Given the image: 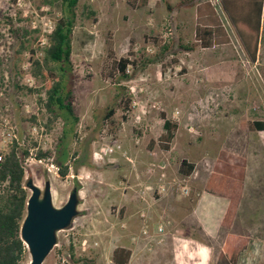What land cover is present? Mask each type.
Instances as JSON below:
<instances>
[{"label": "rangeland", "instance_id": "obj_1", "mask_svg": "<svg viewBox=\"0 0 264 264\" xmlns=\"http://www.w3.org/2000/svg\"><path fill=\"white\" fill-rule=\"evenodd\" d=\"M50 1L0 0V156L14 142L28 150L26 182L44 191L49 181L56 208L79 191L78 216L43 264H115L118 249L131 252L129 264H220L229 235L250 240L238 264H264V135L242 129L264 120V21L252 63L220 0H150L140 9L80 0L69 76L80 120L48 129L33 62L43 59L61 15ZM208 2L226 33L210 49L196 39L206 24L198 9ZM110 46L118 59H138L130 80L106 77ZM123 97L132 99L127 112ZM162 114L179 126L169 152L160 148ZM222 151L247 160L230 229L222 226L229 201L206 192ZM39 152L50 155L39 160ZM183 160L195 165L190 177L179 172Z\"/></svg>", "mask_w": 264, "mask_h": 264}, {"label": "trees", "instance_id": "obj_2", "mask_svg": "<svg viewBox=\"0 0 264 264\" xmlns=\"http://www.w3.org/2000/svg\"><path fill=\"white\" fill-rule=\"evenodd\" d=\"M132 8H145L150 0H126ZM221 6L236 29L248 59L252 63L258 60L260 42L262 41V27L264 21V0H220ZM51 5L58 4L61 15L57 19L54 29L48 37V45L42 60L33 62L34 76L44 83L45 98L40 103L48 114L50 129L55 123L64 120L68 125L79 123L75 111L76 97L69 86V76L72 68L73 34L78 20L80 0H51ZM199 19L205 25H198L196 39L204 48H213L218 40L226 38L215 8L206 3L198 9ZM158 45V43L156 42ZM159 46V45H158ZM21 52L27 50L26 42L20 43ZM188 48V47H186ZM170 44L165 43L161 52L169 51ZM35 55L34 51H31ZM135 57L134 55H130ZM111 59L109 71L106 75L113 83L115 81H128L131 78L129 68H137L138 59L131 57L118 59L113 48H109ZM0 67L2 63L0 61ZM115 80V81H114ZM30 92H34L30 90ZM132 103L131 97L122 98V108L129 111ZM115 115L111 109L108 118ZM164 133L161 136L160 148L169 152L179 128L178 124L166 118ZM123 120H127L124 115ZM242 129L264 135V120L253 121L242 125ZM50 153L39 152V160L49 157ZM30 156L26 149H20L14 142L10 150L0 156V264H24L29 252L22 239L21 229L26 217L27 203L30 196L26 182L25 159ZM247 160L237 154L222 151L206 186V192L212 196L227 199L228 209L222 226L230 229L237 216L243 198L246 180ZM195 165L183 160L180 165V174L190 177ZM61 177L69 174V167L62 165L59 169ZM250 246V240L244 237L229 235L225 241L220 264H238L242 254ZM72 260L78 263L73 249ZM131 252L118 249L114 252L115 264H129Z\"/></svg>", "mask_w": 264, "mask_h": 264}, {"label": "water", "instance_id": "obj_3", "mask_svg": "<svg viewBox=\"0 0 264 264\" xmlns=\"http://www.w3.org/2000/svg\"><path fill=\"white\" fill-rule=\"evenodd\" d=\"M27 188L31 194L21 235L31 255L29 264H43L57 245V234L68 229L78 216L79 191L75 189L67 204L56 208L49 181L46 182L44 191L32 180L27 181Z\"/></svg>", "mask_w": 264, "mask_h": 264}, {"label": "built area", "instance_id": "obj_4", "mask_svg": "<svg viewBox=\"0 0 264 264\" xmlns=\"http://www.w3.org/2000/svg\"><path fill=\"white\" fill-rule=\"evenodd\" d=\"M116 144H117V141H114V142H113V145L116 146ZM108 150H109V149H108ZM102 152H103V153H102ZM107 152H109V151H107V149H102V150H101V153H98V154H100V155H102V154L106 155ZM110 152H113V149H111ZM40 162H41V161H40Z\"/></svg>", "mask_w": 264, "mask_h": 264}]
</instances>
